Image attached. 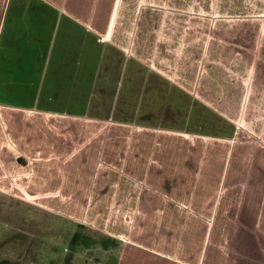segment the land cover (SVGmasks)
Listing matches in <instances>:
<instances>
[{
  "label": "crops",
  "instance_id": "obj_1",
  "mask_svg": "<svg viewBox=\"0 0 264 264\" xmlns=\"http://www.w3.org/2000/svg\"><path fill=\"white\" fill-rule=\"evenodd\" d=\"M25 208L83 264H264V0H0V264Z\"/></svg>",
  "mask_w": 264,
  "mask_h": 264
},
{
  "label": "rangeland",
  "instance_id": "obj_2",
  "mask_svg": "<svg viewBox=\"0 0 264 264\" xmlns=\"http://www.w3.org/2000/svg\"><path fill=\"white\" fill-rule=\"evenodd\" d=\"M123 132H127V130ZM83 133L85 132L83 131ZM98 136H101V131L95 130V128L83 135V137H92L93 140ZM185 151L190 152L191 149ZM97 195L100 196L99 193L92 195L93 199ZM86 211L94 212V210ZM72 212L78 213V210L66 212L61 209L52 211L25 208L20 211L18 215H22L24 219V236L28 237L23 239L21 248L23 250L27 247L31 248L34 255L30 256L25 253L23 256H18L16 261L22 264H83V253L73 254L74 249L80 245L76 244H83V226L73 219L77 216ZM11 241L13 242L11 250H16L15 240Z\"/></svg>",
  "mask_w": 264,
  "mask_h": 264
}]
</instances>
